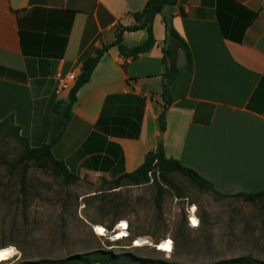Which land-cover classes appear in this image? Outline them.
I'll return each mask as SVG.
<instances>
[{
	"label": "crops",
	"instance_id": "crops-1",
	"mask_svg": "<svg viewBox=\"0 0 264 264\" xmlns=\"http://www.w3.org/2000/svg\"><path fill=\"white\" fill-rule=\"evenodd\" d=\"M147 1L0 0V122L13 115L31 145L62 133L53 154L80 180L131 172L162 141L167 157L226 197L263 190L264 0H177L156 15L153 48L126 56L114 41L122 27L137 23L134 13ZM166 19L193 57L191 69L179 48L167 106ZM147 36L146 29L125 30L122 43L132 48ZM100 49L63 130L64 113L54 112V104L65 106L70 89L58 93L59 78L79 75Z\"/></svg>",
	"mask_w": 264,
	"mask_h": 264
},
{
	"label": "rangeland",
	"instance_id": "rangeland-1",
	"mask_svg": "<svg viewBox=\"0 0 264 264\" xmlns=\"http://www.w3.org/2000/svg\"><path fill=\"white\" fill-rule=\"evenodd\" d=\"M24 151L20 140L0 132V247L16 249L0 264L63 258L97 248L190 264L246 255L264 260V201L202 190L180 172L171 173L168 184L158 181L163 185L160 201L157 180L114 188L115 178L66 182L33 161L21 162ZM192 204L199 227L188 223ZM123 220L128 235L119 237L117 226ZM139 238L148 242L136 246ZM166 238L174 242L171 253L157 247Z\"/></svg>",
	"mask_w": 264,
	"mask_h": 264
},
{
	"label": "trees",
	"instance_id": "trees-1",
	"mask_svg": "<svg viewBox=\"0 0 264 264\" xmlns=\"http://www.w3.org/2000/svg\"><path fill=\"white\" fill-rule=\"evenodd\" d=\"M177 0H148L145 7L141 11L134 13L137 23L132 26L122 27L117 34L114 44L118 45L122 54L126 56L137 57L142 53L148 52L156 43L154 35L153 24L157 14L162 13L164 8L169 5H174ZM168 30L169 43L163 48V63L165 70L163 93L166 98V106L171 104V85L179 73L178 66V50L182 48L187 57L188 65L192 69L193 57L191 49L186 40L180 35L177 29L173 26L169 19L165 20ZM139 29H146L147 38L138 45L127 48L122 43V37L125 30L136 31ZM104 50L100 49L93 57L87 58L84 61L82 72L78 75L75 83L69 91V102L64 103L58 101L54 104V112L64 113V127H67L72 117V107L77 99L79 89L86 84L96 68L102 57ZM166 108L159 116L160 129L162 132L166 130ZM0 132L4 136H14L25 145V151L21 154L19 160L21 162L33 161L36 166L42 169H47L54 174L62 176L66 182L76 181L79 175L72 172L63 160L57 159L53 154L54 144L61 138V134L55 137L51 142L41 143L39 145H31L28 137L20 134V126L14 122L13 115H9L0 122ZM158 167L161 173V180L164 184L170 183V174L180 172L188 175L194 184L198 185L200 189L212 191L215 194L228 196L220 193L215 189L214 184L198 173L195 169L183 165L180 160L167 157L164 152L162 141L159 142L158 148L150 151L146 160L135 170L125 172L111 182V188L119 187L124 183L142 184L149 181L148 172ZM158 189V201L163 197V185L156 182ZM110 188V189H111ZM235 196L242 197L247 202L264 201V189L257 192H240ZM6 264H190L178 263L166 259H156L151 257H143L131 252H115L111 249L97 248L86 253H78L69 255L63 258H41V259H23L16 262ZM208 264H264V260L255 258L250 255L233 257L228 259H221Z\"/></svg>",
	"mask_w": 264,
	"mask_h": 264
},
{
	"label": "built area",
	"instance_id": "built-area-1",
	"mask_svg": "<svg viewBox=\"0 0 264 264\" xmlns=\"http://www.w3.org/2000/svg\"><path fill=\"white\" fill-rule=\"evenodd\" d=\"M78 75L76 72H71L69 73L66 77H60L59 78V85H58V89H57V92L58 93H61L63 92L64 90H67V89H70L73 84L75 83L76 79H77ZM148 177H149V181L150 183H153L155 182L156 180L157 181H160L161 180V173H160V169L158 167H154L152 168L149 172H148ZM188 211V223L190 226L192 227H199L200 225V218L198 216V213H197V206L196 204H192L190 207H188L187 209ZM197 220L195 224H193V219ZM122 221H120L119 223H121ZM118 223V224H119ZM117 224V225H118ZM129 230V228H128ZM107 231V229H106ZM129 232V231H128ZM105 235V234H104ZM168 240V238H166ZM135 242V241H134ZM135 244V243H134ZM159 245H157L158 247ZM172 247H174V242L172 240Z\"/></svg>",
	"mask_w": 264,
	"mask_h": 264
},
{
	"label": "bare ground",
	"instance_id": "bare-ground-1",
	"mask_svg": "<svg viewBox=\"0 0 264 264\" xmlns=\"http://www.w3.org/2000/svg\"><path fill=\"white\" fill-rule=\"evenodd\" d=\"M98 228H101L102 229L101 226H98L97 229ZM117 228H119L121 230V231L119 230L120 231V233L118 234L119 237H124V236H127L128 235V233L126 232V230H128L129 225H128V223L126 221L123 220L121 223H119V225L117 226ZM103 230H105V229H103ZM147 242H148L147 239L139 238V239H136L135 245L136 246H141V245L146 244ZM166 242H168V240L159 242L157 244V245H159L158 246V249L161 250V251H165V252H170L171 253L173 251V248H174V247H172V243L170 245V247H171V250L170 251H168L165 248L161 247V245H165ZM10 250H14V251H10ZM0 253H6V255L4 256V258L3 259H0V262H1V261H4V260L8 259V258H11L13 255H15L16 249H15V247L13 245L4 246V247H0Z\"/></svg>",
	"mask_w": 264,
	"mask_h": 264
},
{
	"label": "snow or ice",
	"instance_id": "snow-or-ice-1",
	"mask_svg": "<svg viewBox=\"0 0 264 264\" xmlns=\"http://www.w3.org/2000/svg\"><path fill=\"white\" fill-rule=\"evenodd\" d=\"M195 223H197V222L195 220H193V224H195ZM97 231L102 233L103 229L98 228ZM170 245H171V241H168V242H166L165 245H161V247H163L166 250L170 251L171 250ZM10 251H14V250H10ZM5 255H6V253H0V259H3Z\"/></svg>",
	"mask_w": 264,
	"mask_h": 264
},
{
	"label": "water",
	"instance_id": "water-1",
	"mask_svg": "<svg viewBox=\"0 0 264 264\" xmlns=\"http://www.w3.org/2000/svg\"><path fill=\"white\" fill-rule=\"evenodd\" d=\"M162 136V133H161V135H160V137Z\"/></svg>",
	"mask_w": 264,
	"mask_h": 264
}]
</instances>
